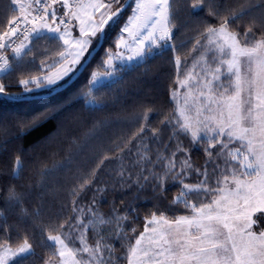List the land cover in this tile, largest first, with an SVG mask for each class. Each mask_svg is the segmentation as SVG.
I'll return each instance as SVG.
<instances>
[{
	"label": "snow or ice",
	"instance_id": "obj_1",
	"mask_svg": "<svg viewBox=\"0 0 264 264\" xmlns=\"http://www.w3.org/2000/svg\"><path fill=\"white\" fill-rule=\"evenodd\" d=\"M133 3L131 15L120 29L116 47L132 52L127 57L131 61L143 59L156 49L170 46L178 70L181 65L185 67V79L178 80V83L186 91L180 98L173 91L172 100L176 103L174 114L171 118L165 117L161 123L165 127L171 126L174 136L179 133L191 134L193 145L203 143L208 159L203 171L194 169L204 179L197 185H190L184 183L182 178L193 170L189 159L183 161L180 172L173 171L176 168L175 152L171 157L157 152L156 160L150 159L148 153L151 149L144 143L142 135L147 131L145 124L141 125L139 133L127 145L118 146L119 153H124L126 148L130 153L128 145L139 136L137 158L132 165L140 168L135 182L139 184L149 180L150 177L143 173L147 165L152 164L150 176L161 186L169 176L183 184L176 200L183 202L185 208L194 213L173 220L163 213L157 218L153 213L148 224L156 226L149 228L146 225L135 243L129 244L127 264H264V31L257 38L253 30L257 25L255 18L243 33L232 28L236 20L251 15V11L243 6L239 10L226 9L228 15L221 16L223 5L218 0H191L193 14L207 9L209 15L216 16L222 22L218 26H206L196 38L192 52H197L198 56L193 58L192 69L189 70L187 59L182 61L177 46L171 43L176 27V0H133ZM10 4L19 15L3 26L5 30L0 33V50L11 49L17 58L27 56L32 51L29 47L32 39L41 38L45 31L51 34L50 38L63 41L68 46L56 53L60 57L59 71L55 76L43 78L46 80L45 86L57 85L65 77L70 78L85 68L89 63L87 57L91 55L90 46L94 45V40L95 45H102L106 38L105 26L118 24L125 7L122 0H88L87 3L85 0H10ZM57 5L60 7H54ZM60 8L65 9L62 14ZM87 9L93 12L104 9L98 23L93 12ZM65 17L79 20L81 36L87 39L73 38ZM60 25H64L63 31ZM259 27L264 29V19ZM124 33H127V37ZM21 36L23 39L15 44L13 38ZM114 58L122 56L109 51L105 65L111 66ZM11 68L9 58L0 55V73H7ZM197 68L199 71H194ZM112 74L106 73L108 76ZM99 78L100 73L93 71L89 85H95ZM33 82L39 84L40 80ZM20 83L25 85V91L31 90L27 88L29 81L21 80ZM3 94L5 85L0 84V95ZM144 119L147 120V116ZM151 131L154 138H159L160 129ZM177 151L185 150L177 144ZM108 159L110 157L105 155L100 160L97 169L91 173V179H85L79 185L80 190L92 182L99 166ZM116 159H120V156ZM217 160L223 161V168ZM157 164L162 165V173L154 170ZM16 165L19 168L18 158ZM118 175L124 179L123 167ZM211 176L217 177L215 188L209 186ZM222 184L224 187H220ZM191 193L211 194L213 198L208 203L197 205L189 203ZM73 195H78V192L74 190ZM8 200L18 202L14 191L10 192ZM76 210L74 207L73 211ZM88 211L91 218L87 222L77 217L75 223L65 222L66 230L65 224H61L59 228L64 231L60 234L47 236L49 246L54 251L45 264H117L114 246L105 241L98 229V226L106 225L110 220L92 208ZM114 219L119 223L121 218ZM89 229L96 234L94 243L88 241ZM121 231L117 232V236ZM72 232L78 234V247L70 243ZM149 232L151 235H146ZM0 248L3 249L0 264H9L10 259L23 264L29 256L34 255L33 246L27 239L16 250L5 245H0Z\"/></svg>",
	"mask_w": 264,
	"mask_h": 264
},
{
	"label": "trees",
	"instance_id": "obj_2",
	"mask_svg": "<svg viewBox=\"0 0 264 264\" xmlns=\"http://www.w3.org/2000/svg\"><path fill=\"white\" fill-rule=\"evenodd\" d=\"M218 2L223 5L221 16L228 15L226 9L239 10L241 6L249 9L251 15L236 20L232 28L243 33L255 18L257 25L253 30L259 38V33L264 31L259 27L264 19V7H261L264 0ZM130 3L122 11L118 24L106 26L102 45L84 70L64 89L31 100L4 97L26 96L21 94L20 81L49 70L45 66L57 57L56 53L63 46L48 33L32 39L29 55L22 58L9 55L12 68L0 75V84L5 85V94L0 95V245L17 247L27 239L33 246L34 255L23 264H45L54 251L47 236L64 231L59 228L61 224H65L66 230L65 222L75 223L78 214L82 213L83 219H87L91 215L89 208L110 220L111 227L122 225L127 245L139 236L153 213L174 217L192 211L185 208L183 202H177L179 186L170 183V176L162 186L151 178L152 164H148L143 173L150 177L149 180L135 182L140 168L132 165L137 158L139 136L128 145L130 153L127 148L124 153L117 151L118 146L127 145L145 124L147 131L142 135L144 143L151 149L148 153L151 160H156L157 152L170 157L177 151V144H181L189 152L191 162L201 166L203 149L193 145L187 135L174 136L173 128L161 123L165 117L171 118L174 114L171 95L185 69L181 65L178 70L170 46L157 49L150 57L131 66L114 68L112 77L94 88L89 85L91 71L103 70L101 63L109 51L115 50L120 28L130 13ZM190 5L191 0H176V27L171 41L177 46L181 60L187 59V67L196 53L192 52L196 38L206 26H218L222 22L209 15L207 9L193 14ZM16 14L10 0H0V32ZM94 46L95 40L90 51ZM68 79L65 77L60 85ZM152 129L161 130L159 138L152 136ZM105 155L110 159L99 166L92 182L80 190L79 185L85 179H91V173ZM117 156L120 159H116ZM122 167L125 171L123 180L118 175ZM154 170L162 173V165H155ZM74 190L78 195H73ZM13 191L18 202L8 200ZM114 217L121 218L119 223ZM120 239L113 240L118 249L116 252L123 247ZM9 264L17 262L11 260Z\"/></svg>",
	"mask_w": 264,
	"mask_h": 264
},
{
	"label": "rangeland",
	"instance_id": "obj_3",
	"mask_svg": "<svg viewBox=\"0 0 264 264\" xmlns=\"http://www.w3.org/2000/svg\"><path fill=\"white\" fill-rule=\"evenodd\" d=\"M125 0H122V2H124ZM88 2V1H87ZM85 2V3H87ZM130 6H129V11L130 13L128 14V17L131 15V7L134 6V3H133V0H130ZM87 11L89 12H93L92 9H87ZM104 9H101L100 12H93V15H94V19H95V22L98 23L99 20H100V14L101 12H103ZM16 15H19V13L17 12ZM15 15V16H16ZM14 17V16H13ZM12 17V18H13ZM127 17V18H128ZM11 18V19H12ZM87 17H85L86 19ZM127 18L126 20L123 22L122 26L124 25V23L127 21ZM59 21L57 20V23ZM68 30L71 32L72 34V37L73 38H80V39H87V37H84V36H81V33H80V22L79 20L75 19V18H72V17H68ZM113 26V25H111ZM109 26V27H111ZM121 26V27H122ZM60 28H61V31H63V28H64V25H60ZM121 29V28H120ZM3 32V31H2ZM0 32V33H2ZM44 33H48V32H44ZM50 34V33H48ZM51 35V34H50ZM120 35V31L118 33V36ZM125 37H127V33H124ZM118 39V38H117ZM117 42V40H116ZM27 43V42H25ZM62 43V46H63V49L68 47L66 45L63 44V41H61ZM62 49V50H63ZM73 49H69V51H72ZM156 50H154L150 55H147L145 56L144 58L146 57H150L152 54H154V52H156ZM113 54H116V53H119L122 58H114L111 62V66H107L105 65V61L107 60V57H106V60L104 62H102V66L104 67L103 70L101 69H94L91 71V73L93 71H97L100 73V78L98 79V81L96 82L95 85H91L93 88L100 85L101 83L109 80L112 75L108 76L106 75L107 72H111L113 73L114 71V68H117L118 66H131L132 64H135V63H138V62H141L144 60L143 59H134V60H131L129 61L127 59V57L129 55H132V52L128 51L127 49L125 48H120V49H117V47L115 48L114 51H112ZM211 55V54H209ZM12 56L15 57L12 53ZM198 56V53L196 52L195 53V56L196 57ZM193 57V58H194ZM16 58V57H15ZM10 60V59H9ZM60 60V57L57 56L55 59L51 60L50 62H48V64L45 66V68L49 69L46 73L40 75V76H36V77H33V78H30L29 80V83L27 85V88L28 89H31L30 91H25V85L22 84V92L21 94H26V95H30L31 93L32 94H40V93H47V92H50L51 90H53L54 88L58 87L60 85V83L65 79L61 80L57 85H54V86H45L46 85V80H44L43 78L46 77V76H55V74L59 71V64H58V61ZM69 60H70V57H69ZM10 62V61H9ZM68 62L66 61L65 64H67ZM104 63V64H103ZM187 69L191 70L192 69V61L189 63V66L187 67ZM194 71H199V68L195 69ZM184 72H185V69L184 71L182 72V74L179 76L178 80H183L185 79V75H184ZM4 73H0V75H2ZM90 77H91V74H90ZM40 80V83H34L33 81L34 80ZM177 92V96L178 98L182 97L183 93L186 91V88H182L180 86V84L178 83L177 81V86H176V89L174 90ZM173 93V92H172ZM171 98H172V95H171ZM173 101V100H172ZM173 105H174V109L176 108V103L173 101ZM183 133H179V135H182ZM188 138L191 140V134H188L187 135ZM192 142V140H191ZM181 145V144H180ZM183 145H181L182 147ZM197 147H200L203 149V152H204V147L205 145L203 143L201 144H198V145H195ZM185 151H182V153H180V151H174L176 153L175 155V163H176V168L173 170L174 172H180L181 171V164L183 163V161L185 159H189V152L183 148ZM213 151L215 152V149H213ZM172 154V153H171ZM171 154H170V157H171ZM203 162L201 164V166H196V164H193L191 161V159H189L190 163L192 164V168L193 170L192 171H189L187 172L182 178H183V182L186 183V184H190V185H197L201 180L204 179V177L202 175H199L194 169H197L199 168L201 171L204 170V168L206 167V160L208 159L207 156H206V153L204 152L203 153ZM217 163H220L221 164V168L224 167V164H223V161L222 160H217ZM209 172H211V167L209 166ZM170 178V183H176V185L179 186V192L181 193V190L183 189V184L180 183L179 180H173L171 178V176L169 177ZM216 176H211L210 179H209V186L212 187V188H215L216 187ZM189 179H191V181H189ZM193 180V182H192ZM229 186H231V182H229ZM220 187H224V185H220ZM213 198V196L211 194L209 195H204L203 193H200V194H195V193H191L189 194V203H196L197 205H199L201 202L203 203H208L211 201V199ZM195 201V202H193ZM194 213L191 211L189 214H184V215H193ZM83 214H78L77 217L83 219ZM165 216V215H164ZM179 216H182V215H177V216H174V217H167L165 216L166 218H168L169 220H173L175 219L176 217H179ZM91 218V215L87 218V219H83L85 222H87L88 219ZM157 218H159V216H157ZM152 217L149 218L146 223H145V226L147 225L149 228H152V227H155L156 225H152V224H148L149 221H151ZM145 226L142 230V232H144V229H145ZM262 226H264V224H262ZM98 229L100 231V234L102 236L105 237V241L108 243V244H111L114 246L113 244V240H116L117 237L118 238H121L120 241H122L123 243V247H121V251L119 252H116L118 249L115 248V256L118 258L117 259V264H127V259H126V256H127V248L129 245H127V243L125 242L124 240V235H123V231H124V227L121 225V227H119L118 225H114L111 227V224H106V225H100L98 226ZM122 229V231L120 232V235L117 236V232ZM90 230V229H89ZM141 232V233H142ZM122 233V234H121ZM140 235V234H139ZM146 235H151V232L149 233H146ZM78 234L76 232H72V240L70 241V243L73 245V246H79V240L77 238ZM87 237H88V241L89 243H94L95 242V239H96V234L95 232H89L87 233ZM135 243V240L132 244ZM9 247V246H7ZM19 246L17 247H10L12 248L13 250H16ZM3 249L0 248V252H2ZM10 256V254H9ZM13 259H10L9 261H11Z\"/></svg>",
	"mask_w": 264,
	"mask_h": 264
},
{
	"label": "water",
	"instance_id": "obj_4",
	"mask_svg": "<svg viewBox=\"0 0 264 264\" xmlns=\"http://www.w3.org/2000/svg\"><path fill=\"white\" fill-rule=\"evenodd\" d=\"M130 0H125L123 3L125 5L124 9L128 6ZM106 27V26H105ZM101 45H95L94 48L91 50V55L88 56V61H90L93 57V55L98 51V49L100 48ZM87 66V65H86ZM84 70V68H81L80 71L76 72L74 75H71V77L65 82L63 83L62 85L54 88L53 90H51L50 92L48 93H45V94H36V95H26V96H21V97H18V98H15L13 96H8V95H4L5 98L7 99H11V100H31V99H38V98H43V97H46V96H49L53 93H56L62 89H64L66 86H68L71 82H73L75 80V78Z\"/></svg>",
	"mask_w": 264,
	"mask_h": 264
},
{
	"label": "built area",
	"instance_id": "obj_5",
	"mask_svg": "<svg viewBox=\"0 0 264 264\" xmlns=\"http://www.w3.org/2000/svg\"><path fill=\"white\" fill-rule=\"evenodd\" d=\"M87 1H88V0H85V2H87ZM57 6H59V5H57ZM54 7H56V6H54ZM59 7H60V6H59ZM64 11H65V9L60 8V13H61V14H62ZM64 19H65L66 24L68 25V18L65 17ZM21 27H23V25H22ZM13 39H14V41H15V44H19L20 41L23 39V37L21 36V37H19V38H13ZM11 53H12L11 49L0 50V55H2V56H6V57H8Z\"/></svg>",
	"mask_w": 264,
	"mask_h": 264
}]
</instances>
